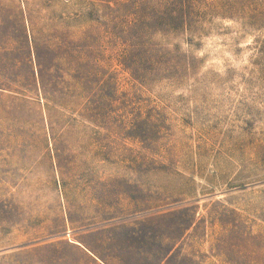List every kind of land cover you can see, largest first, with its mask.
Instances as JSON below:
<instances>
[{
  "label": "rangeland",
  "instance_id": "obj_1",
  "mask_svg": "<svg viewBox=\"0 0 264 264\" xmlns=\"http://www.w3.org/2000/svg\"><path fill=\"white\" fill-rule=\"evenodd\" d=\"M0 264H264V0H0Z\"/></svg>",
  "mask_w": 264,
  "mask_h": 264
}]
</instances>
